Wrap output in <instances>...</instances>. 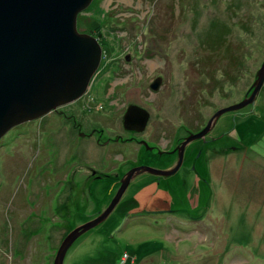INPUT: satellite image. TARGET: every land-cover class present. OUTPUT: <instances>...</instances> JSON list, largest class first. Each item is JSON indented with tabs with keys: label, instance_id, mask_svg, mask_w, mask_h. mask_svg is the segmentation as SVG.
I'll return each mask as SVG.
<instances>
[{
	"label": "rangeland",
	"instance_id": "rangeland-1",
	"mask_svg": "<svg viewBox=\"0 0 264 264\" xmlns=\"http://www.w3.org/2000/svg\"><path fill=\"white\" fill-rule=\"evenodd\" d=\"M81 21L100 39L104 69H131L122 76L131 98L177 140L244 99L264 59V0H97ZM97 87L86 104L112 109L103 123L120 126L123 107ZM242 108L218 117L208 134L220 138L191 141L189 154L200 153L192 173L187 156L159 183L147 172L132 178L63 264H104L111 253L137 264H264V83ZM101 116L80 112L82 125L72 129L46 115L0 139V264H53L66 234L110 203L122 174L109 166L119 160L87 134ZM160 147L159 158L167 154ZM157 208L169 213H150Z\"/></svg>",
	"mask_w": 264,
	"mask_h": 264
},
{
	"label": "water",
	"instance_id": "water-1",
	"mask_svg": "<svg viewBox=\"0 0 264 264\" xmlns=\"http://www.w3.org/2000/svg\"><path fill=\"white\" fill-rule=\"evenodd\" d=\"M92 1L0 0V139L11 128L43 117L88 90L103 57L99 39L78 28L79 13ZM160 80L161 76H158L151 87L157 89ZM263 83L264 59L250 93L237 103L218 108L203 128L190 132L179 145V158L174 166L137 165L122 175L110 203L66 234L53 264H63L73 242L109 216L134 176L145 170L164 176L175 173L182 163L185 145L193 139L205 138L225 111L254 105ZM148 116L145 109L129 105L124 115V126L141 131ZM130 120L137 121V124L131 125ZM120 226L121 223L115 230Z\"/></svg>",
	"mask_w": 264,
	"mask_h": 264
},
{
	"label": "flooded vegetation",
	"instance_id": "flooded-vegetation-1",
	"mask_svg": "<svg viewBox=\"0 0 264 264\" xmlns=\"http://www.w3.org/2000/svg\"><path fill=\"white\" fill-rule=\"evenodd\" d=\"M104 51L105 50L103 49V54H104ZM127 59H130V57ZM102 62L103 61H101L100 67L98 71L96 72V74L94 75L88 90L81 97L77 98L76 100L72 102L61 105L51 110L50 112L45 114L43 117H45L46 115L57 114L59 118L62 120V124L66 128H68L67 126L71 124L72 129H77V128H80L82 125L81 120H80V112H84L87 116L89 115L96 116V114H99V113L100 115L102 114L103 116H101L100 118H96L95 120L96 124L91 126V129L87 134L93 135L97 133L98 136L96 137V142L98 144H110L109 148L106 150L107 151L106 154L110 158L119 160L117 163L116 162L112 163L109 166L117 170L116 173H121L122 175H124L130 168L137 166V165H149V166H153L157 168H170L174 166L177 163L178 158H179V154H178L179 145L181 141L190 132L188 131L186 133L187 135L185 134L180 139L177 140L174 136L175 135L174 132H169L166 129H162L160 118L158 117L160 123H157L156 119L154 118L152 119L151 111L149 110V108L143 105L142 103H140L139 100L136 99L135 97L131 98L130 93L132 94V92L126 89V84L124 83L126 81L123 80L122 76H124V74L126 73L129 74V71L131 69L128 72L120 71V70L112 72L109 69L105 70ZM109 62L112 63L113 62L112 59H110ZM161 80H160V83H161ZM149 84H150L149 85L150 88L148 87V89L149 90L152 89L155 91L156 89L151 87V83ZM96 87L98 89L106 90L107 92L106 95L109 100H113V99L117 100V103L119 106L117 107L115 106L116 104L115 102H111L110 104H113L112 107H114L115 109L119 107H123L120 113V126L116 127V126H113V124L111 123H108V124L103 123L104 122L103 120L106 119L108 121V119L111 118L108 114H110L111 111H113L112 109H109V112H105L104 110H107V109L103 106L102 103L99 109H101L103 106L104 110L103 109L97 110V109L92 108L89 104H86L89 98L93 97L92 99H95V96H93L92 91ZM249 89L250 90L252 89V85L249 86ZM129 105H137L145 109L149 113L147 122L145 124V128L143 130L138 131L136 129L126 128L124 126V115ZM130 124L135 125L137 124V121L130 120ZM108 127H111L112 132L110 131ZM201 128H203V126H201ZM198 130H200V128L194 131H198ZM79 132L81 134V131ZM227 132L228 131H226V133ZM222 135L224 134L221 133L218 136H212L207 133L205 135V138H202L204 139L203 145H205L206 143H209L210 140L213 141V140L220 138V136ZM163 139L165 140L164 143L162 142ZM191 141H189L185 145V148L183 150V160L179 167V169L181 168V166H183L182 168H184V163L186 159L188 158L187 156H190L191 157V160L189 161L190 164H188L187 165L188 167L185 168V172L187 174L192 173L193 170L196 168L195 167L196 165L194 164V158L200 155V153L198 155L195 153L192 155L189 154L191 150L188 147V145L191 143ZM127 144H130V146L132 147V149H130L128 153L125 152V149L127 148ZM160 145H162L164 149V150H161L160 153L164 151V153H167V154H165L164 157L163 155L162 156L160 155V158H159V157H156L154 150H158L156 147H160ZM129 153L130 155L128 156ZM144 172H147L149 174L147 176L151 177L150 181L154 183L160 182L161 180L160 178L162 175H156L146 170ZM118 184H120L119 181H118ZM150 211H151L150 213H161V212H168V209H158L157 208L155 210H150Z\"/></svg>",
	"mask_w": 264,
	"mask_h": 264
},
{
	"label": "trees",
	"instance_id": "trees-1",
	"mask_svg": "<svg viewBox=\"0 0 264 264\" xmlns=\"http://www.w3.org/2000/svg\"><path fill=\"white\" fill-rule=\"evenodd\" d=\"M97 2V0H93L92 1V3L83 11V12H81V13H79V15H78V28L81 30V31H84V30H82V21H81V16H83V13L85 12V11H88V10H90V9H92L93 8V6H94V4ZM87 32H89V33H92L93 35H95L98 39H99V37L96 35V34H94V32L91 30V31H87ZM99 41H100V39H99ZM101 43V42H100ZM104 56H106V55H104L103 54V57H102V61H103V58H104ZM91 177H97V175L95 174V172L92 174V176ZM111 253V252H110ZM116 255H118V256H116V257H113V254L111 253V258H109L108 259V262L105 260L104 261V264H123V263H121V262H124L125 260H123L122 259V256H120V254H116ZM130 256H129V254H128V257H127V259H128V261H129V259H130V261H131V257L129 258ZM90 258V257H89ZM89 258H87V259H84L83 260V262L82 263H86V264H88V262H90V259ZM127 261V262H128ZM125 263V262H124Z\"/></svg>",
	"mask_w": 264,
	"mask_h": 264
},
{
	"label": "crops",
	"instance_id": "crops-1",
	"mask_svg": "<svg viewBox=\"0 0 264 264\" xmlns=\"http://www.w3.org/2000/svg\"><path fill=\"white\" fill-rule=\"evenodd\" d=\"M150 178H151V177L148 176V178H145V179H146L147 181H150ZM234 229H235V228H234ZM236 237H237V236H234L233 238H236ZM125 251H126V250H125ZM126 252H127V251H126ZM133 256H135V255H133ZM144 257H145V256H144ZM144 257H143V258H144ZM137 259H138V258H136V256H135V259H134V260L131 259V262L137 264ZM127 261H128V259L126 258L125 261H124L125 263H124V262H121V263L126 264Z\"/></svg>",
	"mask_w": 264,
	"mask_h": 264
},
{
	"label": "built area",
	"instance_id": "built-area-1",
	"mask_svg": "<svg viewBox=\"0 0 264 264\" xmlns=\"http://www.w3.org/2000/svg\"><path fill=\"white\" fill-rule=\"evenodd\" d=\"M124 255H125V257L123 256V258H122L123 260H125L128 257V253H125Z\"/></svg>",
	"mask_w": 264,
	"mask_h": 264
}]
</instances>
